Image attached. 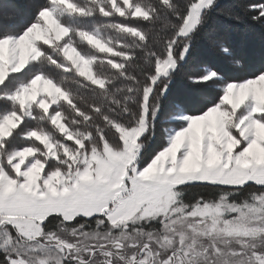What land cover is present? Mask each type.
Masks as SVG:
<instances>
[{
  "label": "snow or ice",
  "instance_id": "6c2138e0",
  "mask_svg": "<svg viewBox=\"0 0 264 264\" xmlns=\"http://www.w3.org/2000/svg\"><path fill=\"white\" fill-rule=\"evenodd\" d=\"M0 9V264H264V0Z\"/></svg>",
  "mask_w": 264,
  "mask_h": 264
},
{
  "label": "trees",
  "instance_id": "16d2710c",
  "mask_svg": "<svg viewBox=\"0 0 264 264\" xmlns=\"http://www.w3.org/2000/svg\"><path fill=\"white\" fill-rule=\"evenodd\" d=\"M40 2L42 0H0V4H3L5 8L14 11L15 20L12 22L17 25L26 23L31 18L34 6ZM225 2H230V0H225ZM210 30L233 48L245 67H256L264 63V29L234 25L222 18L214 17L210 24ZM205 49L204 42L198 40L197 54L204 55L209 59L213 58V53L205 51ZM179 83L178 78V87Z\"/></svg>",
  "mask_w": 264,
  "mask_h": 264
}]
</instances>
